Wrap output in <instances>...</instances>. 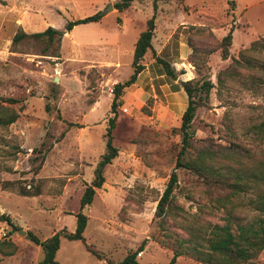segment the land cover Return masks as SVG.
<instances>
[{"label":"rangeland","instance_id":"374dc122","mask_svg":"<svg viewBox=\"0 0 264 264\" xmlns=\"http://www.w3.org/2000/svg\"><path fill=\"white\" fill-rule=\"evenodd\" d=\"M116 1L0 0V97L15 99L11 106L19 113L13 123L0 126V214L14 226L0 218V247L9 250L5 245L8 242L16 246L11 255L0 249V264H36L43 257L41 247L29 239L28 232L45 239L62 228H75L79 199L105 150L113 84L132 73L133 35L144 26L139 22L131 24L126 35L117 30L121 39L118 50L115 46L111 49L98 45L97 32L101 29L90 28L89 22L75 25L71 32L63 28L67 21L101 13ZM147 1L184 2L197 8L207 0ZM208 1L217 18L205 15V25L188 26L186 42L191 37L196 44L215 46L216 40L229 31L233 18L238 27L232 32L227 59L221 58L220 49L205 59L203 53L191 59L189 47L184 66L188 65L193 75L186 81L197 88L204 82L213 84L207 96L202 91L194 96L198 102L192 120L195 137H211L226 144L223 120L227 117L236 140L259 154L264 152V133L255 126L264 120V82L253 81L257 72L243 68L221 84L218 73L229 66L240 50L264 35V0L253 7L247 6L250 0H235L234 10L228 0ZM112 11L113 7L104 12L106 27H115L117 22L119 15ZM188 16L200 20L192 13ZM48 26L63 31L57 51L51 48L44 54V44L34 38L12 41L20 29L31 33ZM212 26L216 32L211 31ZM52 51L57 56L49 55ZM110 56L120 62L118 70L107 66L98 70L93 65L98 62L92 60L105 61L103 58ZM252 57L261 66L264 50L253 52ZM99 96L104 102L91 110L90 102ZM150 113L146 105L140 112L118 107L112 131L118 154L106 165L105 181L95 189L92 203L83 209L87 216L85 242L114 262L138 249L143 240V248L136 255L141 264H168L172 256V238L164 234L153 217L158 198L174 170L180 136L173 128L180 123L158 127L148 118ZM176 173L175 203L186 214L193 213L197 202L204 199L200 181L191 171L180 168ZM22 186L37 189L38 194L22 195ZM192 191L194 199L187 195ZM249 197L247 192L236 199L235 210L241 223L253 221L258 214L248 204ZM169 228L174 229L172 225ZM55 259L61 264H108L88 252L82 241L64 237ZM256 262L264 264V249ZM175 264L199 263L181 255Z\"/></svg>","mask_w":264,"mask_h":264},{"label":"trees","instance_id":"16d2710c","mask_svg":"<svg viewBox=\"0 0 264 264\" xmlns=\"http://www.w3.org/2000/svg\"><path fill=\"white\" fill-rule=\"evenodd\" d=\"M132 1L118 0L113 7L122 11L127 9ZM228 3L231 9L235 8V0H228ZM100 17L101 14L96 13L67 21L63 29L70 31L75 25L97 21ZM154 27V16H152L146 20L145 29L139 33L135 42L132 73L126 80L113 84L110 102L112 116L108 118L104 134L105 150L94 167L93 178L89 184H86L79 199L74 230L68 231L62 228L45 239H40L32 232H28L29 239L39 245L43 252V257L36 264H61L55 259L61 237L82 241L88 252L99 260H105L108 264H141L136 255L143 248L145 240L138 249L127 252L118 262H114L91 244L86 243L83 232L87 216L83 213V209L92 203L95 189L100 188L105 181L106 165L111 163L118 154V149L113 144L112 131L116 125L117 109L121 105L120 97L123 90L135 81L138 72L143 68L144 55L152 47ZM233 29L234 24L232 23L229 31L216 40L215 46L196 44L192 42L191 37H188L187 44L192 50L190 58L195 59L198 54L203 53L205 59L209 53L220 49L221 58L227 59L230 56ZM62 33V30L51 26L43 31L31 33L20 29L14 34L12 41L16 43L26 38L40 40L44 44L42 51L47 54L51 48L58 50ZM258 50H264V35L258 36L247 48L240 50L238 56L232 58L229 66L220 70L219 83L222 84L225 79L238 75L243 68L257 72L255 76H252L253 81L264 82V68L262 67L264 63L257 66L252 57V53ZM49 55L57 56L55 52ZM156 59L163 65L166 73L174 77V71L169 63L158 57ZM182 85L188 97V105L181 116L180 125L173 128V131L180 136V147L176 154L174 170L171 171L166 186L158 198L153 217L155 224L164 231V234L172 238L170 244L172 256L168 264H175L177 257L181 255L194 259L199 264H257L256 259L264 249V152L255 153L238 142L227 117L223 120L226 144L215 141L211 137L196 138L192 120L198 102L194 96L198 91L204 92L207 96L213 84L204 82L197 88L190 81H184ZM15 101L13 98L0 97L1 127H7L18 118V111L11 106ZM45 109L50 110L48 103L45 104ZM255 127L259 133H264V120ZM180 168L191 171L200 181L198 186L202 188L201 193L204 199L197 202L196 211L193 213L186 214L175 203L174 191L178 187L176 169ZM247 192L250 193L248 204L258 214L253 221L241 223L235 210L236 199ZM19 193L34 196L38 194V191L22 186ZM187 195L194 199L193 191ZM0 218L5 219L14 227L4 214H0ZM169 225H172L174 229H170ZM5 245H8L10 249L3 250L0 247L1 252L5 255L13 254L16 246L9 242Z\"/></svg>","mask_w":264,"mask_h":264},{"label":"crops","instance_id":"0c3cea01","mask_svg":"<svg viewBox=\"0 0 264 264\" xmlns=\"http://www.w3.org/2000/svg\"><path fill=\"white\" fill-rule=\"evenodd\" d=\"M262 1L250 0L247 6L253 7ZM204 2L197 8H191L193 5H187L184 2L133 0L127 9L122 11L112 5L113 11L110 13L119 15L115 27L113 25L106 27L105 18L107 14L104 13H100L101 17L97 21L89 22L90 28L101 29L97 32L98 45L109 46L111 49L115 46V49L118 50L121 47V39L117 30H120L121 35H126L131 24L136 22L141 23L140 25L143 24L145 29L146 20L154 16L155 27L151 39L152 47L146 51L142 60L143 68L138 72L135 81L123 90L120 97L121 108L140 112L141 107L146 105L151 110L150 115H147L148 118L155 121L158 127L179 125L181 116L188 105V97L182 82L191 79L193 75L192 69L188 65L184 66V60L190 53V48L186 42L187 27L190 25H205L203 22L205 15L217 18L211 3L208 0ZM191 13L195 18L199 17L200 20L189 19L188 15ZM232 23L234 24V29L238 27V21L234 18ZM144 29L141 27L135 31L132 48H134L139 33ZM211 31L216 32V28L212 26ZM111 56L103 58L105 61L92 60L93 62H98L93 65L98 70L106 66L118 70L121 64L117 59H112ZM157 57L169 63L174 71V77L166 73L163 65L156 59ZM186 62L188 64V61ZM90 82L92 84V80ZM130 87L131 89L126 90ZM99 98L101 96L95 97L90 102L91 110L99 108L102 101L104 102V100ZM108 101H110V98Z\"/></svg>","mask_w":264,"mask_h":264},{"label":"water","instance_id":"95a60500","mask_svg":"<svg viewBox=\"0 0 264 264\" xmlns=\"http://www.w3.org/2000/svg\"><path fill=\"white\" fill-rule=\"evenodd\" d=\"M111 8H112V4L109 3L108 6H107V7H106L101 13H104V12L108 11V10L111 9ZM56 79H57V78H55V80H56ZM20 233L23 234L24 231H23L22 229H20Z\"/></svg>","mask_w":264,"mask_h":264}]
</instances>
